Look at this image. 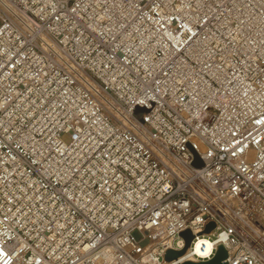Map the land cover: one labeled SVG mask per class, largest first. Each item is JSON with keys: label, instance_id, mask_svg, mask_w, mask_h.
I'll list each match as a JSON object with an SVG mask.
<instances>
[{"label": "built area", "instance_id": "2783aa9c", "mask_svg": "<svg viewBox=\"0 0 264 264\" xmlns=\"http://www.w3.org/2000/svg\"><path fill=\"white\" fill-rule=\"evenodd\" d=\"M220 245L264 264V0H0V264Z\"/></svg>", "mask_w": 264, "mask_h": 264}, {"label": "water", "instance_id": "95a60500", "mask_svg": "<svg viewBox=\"0 0 264 264\" xmlns=\"http://www.w3.org/2000/svg\"><path fill=\"white\" fill-rule=\"evenodd\" d=\"M144 110L140 107H138L136 109V111H141ZM194 153V161H193V165L195 166H201L202 165V160L200 159L199 155L197 154V152L195 150H193ZM214 227L213 223H210L207 228L206 231H210L212 228ZM185 240H186V246H189L191 240L193 239V235L191 233L190 230H186L184 232H182L181 234ZM184 252V250L182 251H174V250H168L166 253V260H172L177 258L179 255H181ZM227 258V250L225 249V247L223 245H220L215 253V255L211 258V259H207V260H202L199 262H193V261H186L182 264H228V262L226 261Z\"/></svg>", "mask_w": 264, "mask_h": 264}, {"label": "clouds", "instance_id": "9594fccd", "mask_svg": "<svg viewBox=\"0 0 264 264\" xmlns=\"http://www.w3.org/2000/svg\"><path fill=\"white\" fill-rule=\"evenodd\" d=\"M201 243H206V242H201ZM213 244H211V243H208L207 244V246L204 248V250L203 251H201L200 250V248H201V245L198 243L197 245H196V251L197 252H199L200 253V255L202 256V257H210L211 256V253H212V250H213Z\"/></svg>", "mask_w": 264, "mask_h": 264}, {"label": "rangeland", "instance_id": "374dc122", "mask_svg": "<svg viewBox=\"0 0 264 264\" xmlns=\"http://www.w3.org/2000/svg\"><path fill=\"white\" fill-rule=\"evenodd\" d=\"M132 235L137 239L140 240L143 237L142 232L139 229H135L132 232Z\"/></svg>", "mask_w": 264, "mask_h": 264}, {"label": "bare ground", "instance_id": "6f19581e", "mask_svg": "<svg viewBox=\"0 0 264 264\" xmlns=\"http://www.w3.org/2000/svg\"><path fill=\"white\" fill-rule=\"evenodd\" d=\"M202 241L206 242V246L208 243H210V241L207 238H201L198 243L200 244Z\"/></svg>", "mask_w": 264, "mask_h": 264}]
</instances>
